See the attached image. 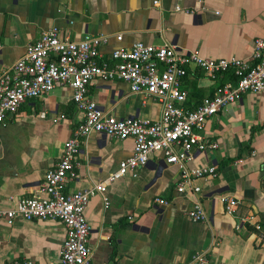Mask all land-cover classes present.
Wrapping results in <instances>:
<instances>
[{
  "label": "crops",
  "instance_id": "crops-1",
  "mask_svg": "<svg viewBox=\"0 0 264 264\" xmlns=\"http://www.w3.org/2000/svg\"><path fill=\"white\" fill-rule=\"evenodd\" d=\"M52 26L71 40L102 37L98 50L103 56L142 42L196 50L210 59L246 58L253 41L264 39V0H0V70ZM226 78L189 68L181 79L185 106L196 105ZM70 96L69 88L55 86L25 99L0 126L1 208L11 205L9 197L43 196L37 192L43 175L81 120ZM87 97L115 119L153 120L160 113L157 102L130 92L121 80L93 79ZM199 134L217 147L192 150L184 169L214 166V176L193 178L178 193L174 188L184 170L152 153L134 175L106 186V206L100 195L89 199L84 216L92 263L184 264L201 251L215 263L264 264V92L241 94L210 117ZM131 153L130 138L90 133L80 140L77 177L66 190L104 179ZM192 186L199 192L192 193ZM222 195L236 200L230 214L223 209ZM155 196L167 204L154 203ZM194 199L201 203L204 221L193 222L185 214ZM62 237L57 220H0V264L20 259L58 264Z\"/></svg>",
  "mask_w": 264,
  "mask_h": 264
},
{
  "label": "built area",
  "instance_id": "built-area-1",
  "mask_svg": "<svg viewBox=\"0 0 264 264\" xmlns=\"http://www.w3.org/2000/svg\"><path fill=\"white\" fill-rule=\"evenodd\" d=\"M99 36L84 35L71 40L56 27L41 31L39 37L25 45L24 53L9 67L0 70V126L12 116L25 99L36 98L55 86L71 91V100L81 114L72 135L61 146L55 164L47 169L37 192L43 194L9 197L11 205L0 207V220L11 223L15 219L57 220L63 226L58 264H94L87 244L89 225L84 210L89 199L103 196L106 186L125 174L134 175L150 154L160 153L166 164L183 169L182 180L175 191L183 193L185 184L193 178L212 177L214 166H202L187 172L185 162L191 151L215 149L214 141L202 138L199 131L204 123L225 105L245 92H264V39L256 38L246 58L229 56L210 59L196 50L179 51L168 44L152 45L135 42L128 48H116L107 56L98 47ZM189 68L199 69L205 76L215 78L229 73L232 78L219 83L214 92L202 98L193 107L185 106L187 91L181 79ZM93 79L121 80L132 93L142 94L160 105L156 119L137 117L115 119L101 110L87 97V86ZM40 116L43 113L39 114ZM100 133L109 139L132 140V153L117 163V169L90 186L66 190L74 181L76 155L80 140L90 133ZM264 189V157L261 162ZM192 193L199 187L192 186ZM223 209L230 214L236 204L233 197L222 195ZM154 203L166 205L167 199L153 198ZM186 216L193 222L204 221L206 216L198 199H194ZM258 226H256L257 228ZM2 264H36L29 259L10 260ZM184 264H233L212 262L204 252H195Z\"/></svg>",
  "mask_w": 264,
  "mask_h": 264
},
{
  "label": "trees",
  "instance_id": "trees-1",
  "mask_svg": "<svg viewBox=\"0 0 264 264\" xmlns=\"http://www.w3.org/2000/svg\"><path fill=\"white\" fill-rule=\"evenodd\" d=\"M226 76H227L226 80L232 78V75H230L229 73H227Z\"/></svg>",
  "mask_w": 264,
  "mask_h": 264
}]
</instances>
